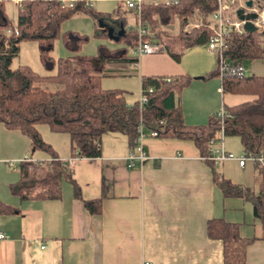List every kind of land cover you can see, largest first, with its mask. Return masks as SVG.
<instances>
[{"label": "crops", "instance_id": "0c3cea01", "mask_svg": "<svg viewBox=\"0 0 264 264\" xmlns=\"http://www.w3.org/2000/svg\"><path fill=\"white\" fill-rule=\"evenodd\" d=\"M18 1L12 0L8 3L12 6H7L15 24L21 6ZM107 1L93 0V7L106 10ZM122 14L124 19L105 16L98 20L99 35L113 28V35L108 37L117 42L131 31L138 33L139 13L125 2ZM129 18L135 21L134 25ZM142 24L150 30L144 38L162 40L167 51L138 57L134 64L112 61L102 79L104 88L124 90L129 105L139 100L138 97L127 99L134 88L128 81L135 79L138 92L139 86L143 87V77L156 76L194 77L181 95L184 120L189 125L206 124L225 105L257 98L252 94L223 92L222 78L209 76L218 69L219 55L207 44L185 49L175 39L180 32L178 18L156 30ZM24 45L32 50L37 45L39 57L38 42L21 43L20 54ZM170 52H183L180 61ZM244 66L245 75L264 77V59ZM107 79L114 81L112 85H105ZM37 128L65 163L69 177L63 181L59 199L37 196L39 189L26 198L15 193L13 186L23 184L24 158L31 156L43 162L44 166L36 169L42 175L50 169L52 156L33 151L27 135L0 123V203L14 210L0 209V232L6 234L0 240V264H142L144 260L154 264H223V242L209 236L210 219L219 217L240 224L244 237L259 234L253 203L243 197H225L214 181L216 170L234 184L258 193L262 172L254 163L249 162L243 168L230 159L214 166L202 159L192 140L147 136L143 143L149 159L142 166L130 167L127 158L133 147L127 135L109 132L102 136L99 157H79L70 165V135L53 132L47 124H38ZM234 138L240 141L238 137L228 136L226 148L243 154L244 146ZM74 183L79 186L82 199L76 196ZM98 198L102 199V209L91 213L84 200ZM247 264H264L263 239L249 245Z\"/></svg>", "mask_w": 264, "mask_h": 264}, {"label": "trees", "instance_id": "16d2710c", "mask_svg": "<svg viewBox=\"0 0 264 264\" xmlns=\"http://www.w3.org/2000/svg\"><path fill=\"white\" fill-rule=\"evenodd\" d=\"M11 1L0 0V123L10 130H20L31 139L33 151L47 152L53 159L51 168L43 176L37 170L30 171L29 163L23 162V184L17 188L13 186L15 193L26 198L40 189L37 196L59 199L63 181L69 177L65 163L54 147L44 140L38 124L49 125L53 132L69 134L72 156L99 157L100 141L109 132L127 135L134 148L141 126L145 132L157 131L158 137L192 140L201 156L207 155L209 141L222 123L216 114L206 124L185 123L181 95L193 76L143 77V88L154 87L155 90L149 94L148 102L142 108L139 101L129 105L124 90L104 88L102 79L110 62H138L137 56L129 55V48L133 49L139 43L135 30L117 41L124 46L112 49L102 44L96 56L79 54L89 38L69 30L62 38L67 49L74 54L60 58L52 55L64 21L80 12H88L97 20L105 16L124 19L122 7L114 14H107L89 6V0H74L72 6H63L61 0H23L17 10L15 24L7 13V3ZM217 7V0H179L174 6L144 5L140 17L153 30L161 24H172L178 18L180 32L175 39L187 49L207 44L213 31L207 26L206 19ZM200 18L206 22L203 26L185 31L190 19L197 21ZM8 30L12 31L11 34H7ZM227 39L229 49L224 58L228 63L244 65L264 59V30L233 32ZM25 41L38 42L40 62L51 74L41 75L29 65L13 68V61L20 55L21 43ZM170 53L180 61L183 52ZM209 76H220L219 69ZM222 88L224 93L257 96L241 104L225 105L230 117H226L224 125L227 136L238 137L245 150L263 151L264 77L227 75L222 77ZM214 181L225 197H243L254 205L258 235L244 237L240 224L219 217L210 219L207 225L209 236L223 242V264H247L249 245L257 239L264 240V172L258 193L234 184L216 170ZM74 184L76 196L82 199L79 186ZM84 205L91 213H98L102 209V199L84 200ZM3 208H9L8 212L14 211L0 203L1 211Z\"/></svg>", "mask_w": 264, "mask_h": 264}, {"label": "built area", "instance_id": "2783aa9c", "mask_svg": "<svg viewBox=\"0 0 264 264\" xmlns=\"http://www.w3.org/2000/svg\"><path fill=\"white\" fill-rule=\"evenodd\" d=\"M249 0H217L218 7L217 10L208 16L207 26L213 31L211 38L207 42V47L216 52L219 55V72L220 77L227 75L238 76L245 74V66L243 64H230L225 58L224 54L229 49L228 35L237 32V33H246L245 30V20H241L237 11L240 8H244L247 12H256L258 13V18L253 20L254 24L260 29L264 30V1L263 0H252L253 7H249L247 2ZM23 0H19L18 3L22 5ZM63 6L69 4L72 6L74 0H61ZM179 3V0H126V5L129 8L135 9L139 15L144 5H166L174 6ZM89 6H93V0H89ZM205 20L200 18L197 21L189 20L185 31H190L192 28L203 26ZM16 28V26H15ZM11 30L7 31V34H11ZM150 30L148 27L142 24L140 17L139 26H138V36L139 43L136 47L132 49V54L141 57L144 55H153L158 53H163L167 51V47L164 42L153 41L145 39V35L149 34ZM154 87L143 88L141 90V97L139 100L140 107L142 108L149 99V94L154 92ZM221 119V127L215 132L213 138L210 139L208 144V153L206 156H202L203 160L211 162L214 166L225 162L226 160H236L241 167H246L249 162L254 163L259 169L264 172V150L260 152L254 151H245L243 154H235L234 152L226 148V139L227 134L225 130L224 121L226 117H230V114L227 113L225 108L221 109L216 113ZM158 137V132L151 130L145 132L143 127L139 128V134L136 139V147H134L129 156L128 162L130 167H135L137 165H143V163L149 159V154L147 153L144 147V139L147 137ZM79 156H71L69 164L72 165ZM53 160V159H52ZM23 162L29 163V169H35L36 165L42 164L43 162L35 160L31 156H26ZM6 238V234L0 232V240ZM142 264H154L152 261L144 260Z\"/></svg>", "mask_w": 264, "mask_h": 264}, {"label": "rangeland", "instance_id": "374dc122", "mask_svg": "<svg viewBox=\"0 0 264 264\" xmlns=\"http://www.w3.org/2000/svg\"><path fill=\"white\" fill-rule=\"evenodd\" d=\"M125 2H126V0H108L107 3L104 4V7H107V9L104 8L106 10L101 11V10H98V7H96V8L94 7V8L98 12H104L105 11L104 13L114 14L120 7H122V5L125 4ZM7 6L11 7L12 3H10V4L7 3ZM71 20L72 21L66 20L62 23L61 35L56 39L55 47H54V50L52 52V55L55 58L66 57V56L74 54L73 52H71L70 50L67 49V47L64 44L63 38H62L63 34L69 30L77 31L80 34L85 35L89 38L88 42H86L83 45L82 49L79 52V54H81V55H87L84 53H95L92 55H87V56H95L98 53L99 46L102 44H105L109 48H112V49L117 48V46H119V47L124 46L123 43L120 44L118 42H112L108 37V33L104 34V35H99V33L97 32V29H99V26H100V22L98 23V20H100V19L97 20V19L93 18L92 15L89 14L88 12H80L77 14V16H75ZM128 21L134 25L135 21H133L132 19L130 20V18L128 19ZM73 27H75L77 30L76 29L74 30ZM177 30L175 31V33L177 32ZM36 46L37 45H34V50H32L31 48L28 47V45H24L22 53L13 62V68H16L20 65H29L32 67V69L34 71H36L39 74H41L39 72V70L42 71L43 75H44V73L48 74L49 72L45 70V68L43 67V65L40 62ZM38 50H39V48H38ZM129 52L130 53L132 52L131 48H129ZM130 53H129V55H130ZM111 80L105 81V85H112V82H114V81H111ZM117 82H122V81H117ZM128 83H130L129 85L131 88L132 87H134V88L130 89L127 99L128 98L133 99V98L138 97V100H140L141 90H142L141 86H139V91L136 92L135 87L137 85V82L135 81V79L129 80ZM234 140L236 142H238V144L241 145V143L238 139L234 138ZM43 166H44L43 164H38V165H36L35 169H33V170L29 169V170L34 171V170H36L40 167H43ZM45 172H44V174H45ZM44 174L40 175V173H39L40 176H43ZM37 190L35 192H37Z\"/></svg>", "mask_w": 264, "mask_h": 264}, {"label": "water", "instance_id": "95a60500", "mask_svg": "<svg viewBox=\"0 0 264 264\" xmlns=\"http://www.w3.org/2000/svg\"><path fill=\"white\" fill-rule=\"evenodd\" d=\"M247 5L249 7H253V1L252 0H249L247 2ZM237 15H238V17L241 20H245L246 21V23H245V30H246V32L253 33L255 31H258L259 30V28L253 22V20H255V19L258 18V13H256V12H247L246 13V10L244 8H240L237 11ZM113 31H114L113 28H108V34L110 36L113 35Z\"/></svg>", "mask_w": 264, "mask_h": 264}]
</instances>
